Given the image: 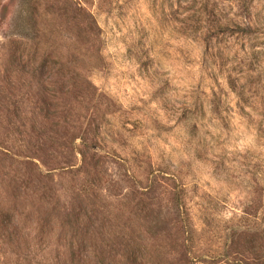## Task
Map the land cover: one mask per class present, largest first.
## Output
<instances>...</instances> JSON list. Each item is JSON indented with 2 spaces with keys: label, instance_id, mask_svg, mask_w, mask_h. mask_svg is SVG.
<instances>
[{
  "label": "rangeland",
  "instance_id": "1",
  "mask_svg": "<svg viewBox=\"0 0 264 264\" xmlns=\"http://www.w3.org/2000/svg\"><path fill=\"white\" fill-rule=\"evenodd\" d=\"M23 3L0 264H264V0Z\"/></svg>",
  "mask_w": 264,
  "mask_h": 264
},
{
  "label": "trees",
  "instance_id": "2",
  "mask_svg": "<svg viewBox=\"0 0 264 264\" xmlns=\"http://www.w3.org/2000/svg\"><path fill=\"white\" fill-rule=\"evenodd\" d=\"M25 1V3H23V6H25L26 7V5H27V8H26V10L28 11L29 10V4H30V2H31V0H24ZM30 14V13H29Z\"/></svg>",
  "mask_w": 264,
  "mask_h": 264
}]
</instances>
